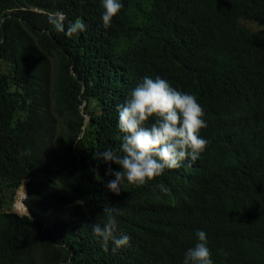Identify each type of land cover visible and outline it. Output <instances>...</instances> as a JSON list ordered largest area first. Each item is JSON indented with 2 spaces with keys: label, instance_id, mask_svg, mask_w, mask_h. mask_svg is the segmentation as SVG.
Listing matches in <instances>:
<instances>
[{
  "label": "trees",
  "instance_id": "1",
  "mask_svg": "<svg viewBox=\"0 0 264 264\" xmlns=\"http://www.w3.org/2000/svg\"><path fill=\"white\" fill-rule=\"evenodd\" d=\"M121 3L104 29L101 0H0V264H182L197 230L214 264H264V0ZM146 76L197 98L208 144L116 195L94 156L123 155L117 106ZM105 207L116 251L93 233Z\"/></svg>",
  "mask_w": 264,
  "mask_h": 264
},
{
  "label": "clouds",
  "instance_id": "2",
  "mask_svg": "<svg viewBox=\"0 0 264 264\" xmlns=\"http://www.w3.org/2000/svg\"><path fill=\"white\" fill-rule=\"evenodd\" d=\"M103 12L102 26L108 29L113 18L123 8L121 0H101ZM49 23L58 32L67 37L83 32L86 25L77 18L69 22L65 30L66 15L61 11L49 14ZM118 129L123 155L111 150L96 153L95 160L109 164L107 175L114 176L106 184L108 190L119 195L121 185L140 187L154 180L165 170L178 169L185 160L195 162L206 149L208 141L200 136V130L206 128L204 111L197 98L172 87L160 77H144L123 104L117 106ZM119 166L113 171L111 164ZM158 187L167 192L160 184ZM105 219L93 225V233L102 240V247L108 250L109 241L115 246L113 251L130 244V236L118 232L116 209L104 208ZM22 215V214H20ZM197 242L189 248L182 264H214L208 247L206 233L197 230Z\"/></svg>",
  "mask_w": 264,
  "mask_h": 264
},
{
  "label": "rangeland",
  "instance_id": "3",
  "mask_svg": "<svg viewBox=\"0 0 264 264\" xmlns=\"http://www.w3.org/2000/svg\"><path fill=\"white\" fill-rule=\"evenodd\" d=\"M247 26H249V27H251V28H253V29H257V26L254 25V24H252V22H248V23H247ZM18 191H19V189L17 190V193H16V195H15L14 205H15L16 199H17V202H18V198H17V196H18ZM17 202H16V204H17ZM14 212H17L15 206H14ZM18 212H19V211H18ZM23 214H24V213H23Z\"/></svg>",
  "mask_w": 264,
  "mask_h": 264
},
{
  "label": "water",
  "instance_id": "4",
  "mask_svg": "<svg viewBox=\"0 0 264 264\" xmlns=\"http://www.w3.org/2000/svg\"><path fill=\"white\" fill-rule=\"evenodd\" d=\"M82 107H84V105L82 106ZM30 179L28 178L26 181H25V185H26V196H25V198H24V200L27 198V196H28V189H27V183H28V181H29ZM26 205V204H25ZM26 207H27V205H26ZM19 214V213H18ZM24 214H27V215H29L30 217H31V215H30V211H29V209H28V207H27V212L26 213H24Z\"/></svg>",
  "mask_w": 264,
  "mask_h": 264
},
{
  "label": "bare ground",
  "instance_id": "5",
  "mask_svg": "<svg viewBox=\"0 0 264 264\" xmlns=\"http://www.w3.org/2000/svg\"><path fill=\"white\" fill-rule=\"evenodd\" d=\"M23 187H24V185L22 186V188H23ZM22 188H21V189H22ZM21 189H20V190H21ZM25 196H26V193H25ZM25 196L23 197V202H24L23 205L25 206L26 210L23 211V212H22V211H19V212H18V210L16 209V210H17V213H19V214H23V213H26V212H27V207H26V205H25V200H24ZM17 198H18V197H17ZM16 202H17V199H16ZM16 202H15V205H14L15 208H16Z\"/></svg>",
  "mask_w": 264,
  "mask_h": 264
}]
</instances>
